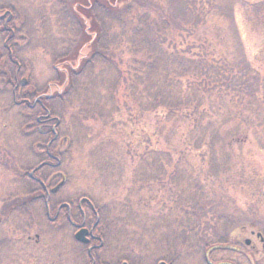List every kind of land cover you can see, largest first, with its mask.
<instances>
[{
	"label": "rangeland",
	"instance_id": "1",
	"mask_svg": "<svg viewBox=\"0 0 264 264\" xmlns=\"http://www.w3.org/2000/svg\"><path fill=\"white\" fill-rule=\"evenodd\" d=\"M161 1L182 12L185 28L173 21L167 46L199 75L180 78L181 93L200 97L202 107L153 109L148 96L118 83L115 70H98L70 107H50L71 143L60 150L68 182L59 197L104 207L107 246L96 253L103 264L167 262L165 244L153 237L176 233L186 219L197 235L173 264H264L263 243L252 234L264 236V0ZM0 8L22 29L19 80L28 83L20 95L48 94L61 1L0 0ZM13 105L12 87L0 82V210L9 196H24L23 173L38 162ZM42 203L31 216L0 215V264H90L76 229L67 221L51 227ZM222 238L229 249L206 254Z\"/></svg>",
	"mask_w": 264,
	"mask_h": 264
},
{
	"label": "trees",
	"instance_id": "2",
	"mask_svg": "<svg viewBox=\"0 0 264 264\" xmlns=\"http://www.w3.org/2000/svg\"><path fill=\"white\" fill-rule=\"evenodd\" d=\"M60 1V21H63L54 40V79L48 84L49 94H41L53 100L48 102L50 106L63 104L70 107L73 96L82 90L83 81L98 70L107 68L115 70L116 80L123 83L132 96H148L152 101L149 106H153V109L167 108L174 111L185 108L192 109L194 113L199 111L202 107L201 98L195 94L186 96L181 93L184 85L180 79L187 75H199L188 69L185 57L178 52H170L167 46V36L173 21L179 20L178 28H185L181 25V18H178L182 12L177 14L165 8L161 0ZM178 10L186 11L184 8ZM194 12L199 15L197 10ZM9 14L7 9L0 8V38L3 40L0 44V82L12 87L13 106L23 113L22 106L16 104V101L28 95H20L18 91L19 78L24 73L22 69L18 70V63L21 66L22 63L17 61L18 44L23 39L22 29L15 19L7 20ZM175 89H178L177 97L173 94ZM31 97L36 98V92ZM27 120L35 121L34 118ZM198 128L196 124V130ZM204 138L200 139L197 150L203 146ZM98 210L101 217L100 231L106 241L104 225L108 217L104 207ZM196 227L195 221L186 219L177 225L179 232L170 235L167 230H163L158 239L157 236L153 237V240L165 244L166 250L162 256L167 264H173V260L192 247L188 246V239L191 235H197ZM222 239L206 245V254L229 249L226 238Z\"/></svg>",
	"mask_w": 264,
	"mask_h": 264
},
{
	"label": "flooded vegetation",
	"instance_id": "3",
	"mask_svg": "<svg viewBox=\"0 0 264 264\" xmlns=\"http://www.w3.org/2000/svg\"><path fill=\"white\" fill-rule=\"evenodd\" d=\"M32 93H28L16 104L21 105L23 109L22 118L26 137H32V145L28 148L35 152V157L38 160L37 165L26 170L23 173L24 196H10L4 199L0 215L9 217L14 212H20L25 216H31V208L35 204L42 203L45 217L51 227L61 225L67 221L76 229L75 236L80 230H88L86 237L88 243H81L86 252V257L90 264H103L96 258L98 250L107 246L104 236L100 231V213L96 205L87 198H80L75 202L72 198L59 197L61 191L66 188L68 178L60 170L63 156L61 149L65 143H69L68 138H64L59 130L61 120L60 117L53 114L51 106L48 102L53 100L50 97L32 98ZM30 111L33 113H26ZM27 118H34L35 121H28ZM32 152V153H33ZM8 155L5 154L4 157ZM6 165L8 163H5ZM56 197V198H55ZM59 197L60 199H57ZM88 209L91 210L92 218H89ZM259 232H252L260 241ZM6 243V238H3L2 243ZM246 245H251L252 240ZM129 264L127 261H120L119 264ZM167 264V263H166Z\"/></svg>",
	"mask_w": 264,
	"mask_h": 264
},
{
	"label": "water",
	"instance_id": "4",
	"mask_svg": "<svg viewBox=\"0 0 264 264\" xmlns=\"http://www.w3.org/2000/svg\"><path fill=\"white\" fill-rule=\"evenodd\" d=\"M22 83L25 84V83H26V80L24 79V80L22 81ZM87 233H88V230H86V229H84V230H80V231L76 234L75 238H76L78 241H80V242L88 243V242H89V239L86 237ZM258 236H261V234L259 233ZM262 240H263V238H262ZM246 242L249 243V242H250V239H247ZM124 264H126V263H124ZM160 264H163V263H160Z\"/></svg>",
	"mask_w": 264,
	"mask_h": 264
}]
</instances>
